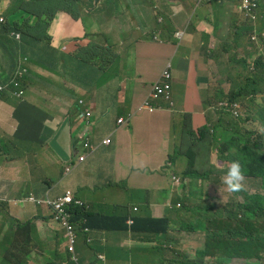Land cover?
<instances>
[{
  "label": "crops",
  "instance_id": "crops-1",
  "mask_svg": "<svg viewBox=\"0 0 264 264\" xmlns=\"http://www.w3.org/2000/svg\"><path fill=\"white\" fill-rule=\"evenodd\" d=\"M18 1L0 0L2 13H7ZM66 15L64 13L61 17L60 20H64L60 21L53 33L47 31L52 41L54 39L53 47L74 57L78 48H86L94 43L104 48L108 54V64L101 69L98 65L80 67L61 60L60 69L64 64L66 69L78 76L88 73L93 82L90 74L99 77L93 85L79 79L72 87L68 83L66 93L61 92L57 85H52L48 78L60 80L54 69H44L33 62L28 65L30 72L23 91H33V97L27 101L30 106L19 110L17 116H14L15 110L0 114V224H6V228L0 229V243L9 229L11 218L25 223L33 216L45 227L44 233L56 234V240L48 239L46 233L42 239H38L32 233V224L29 229H22V234L30 236L33 244L26 258L39 248L43 251L42 264H47L51 256L59 258L61 253L65 256L61 245L63 235L59 237L52 230V225L56 224L52 216H40L36 205L21 203L20 200L29 195L58 197L66 189H71L76 196L90 204L89 227L93 238L89 245L91 250L87 251L90 260L94 261L96 254L103 253L112 262L116 258L124 263L130 261V252L155 244L156 238L152 235L132 233L130 229L125 231L122 223L125 217L166 218L175 229L169 231V236L176 247L197 244L198 233L183 230L189 228L193 221L190 213L187 216L185 212L191 211L192 206L201 200L202 190L208 194L210 203L219 204L222 200L217 179L222 178L220 169L223 160L216 163L214 158L215 169L208 174L204 142L212 138L214 154L217 151V155L225 159L234 131L226 120L218 117L213 122L206 112V105L216 109L209 102L217 94L225 100L235 96L239 116L243 117L242 121H234L238 134L241 138L260 134V128L264 127V29L260 38L256 34L250 37L254 49L244 41L235 45L232 32L234 24H240L241 18L229 0L214 7L205 6L201 0H101L94 11L83 14L92 16L91 23L86 22V31L81 25L83 34L72 33L74 21ZM21 22L20 15L7 19L8 24L19 25ZM92 25L97 26L93 39L88 36V29ZM223 31L225 39H221ZM179 32L182 34L178 38L176 33ZM34 51L31 47H24L17 54L31 56ZM11 54L0 51V61L8 62L7 57ZM252 57H255V61L251 69ZM53 62L58 64L55 59ZM168 64L171 75L170 101L159 99L153 102L152 112H138L137 108L146 97L150 85ZM252 71L259 73L253 74ZM29 74H35L48 87L45 89L32 81L28 82ZM250 74L255 79V87L246 94V109L240 114L244 105L242 94L245 93L241 92L239 83ZM218 80H222L225 87L211 90L209 87ZM180 87H185L184 98L181 108L176 110L171 100L174 89ZM73 88H78L85 98L73 92ZM232 89L236 92H229ZM21 100L19 98L16 104L1 101L16 106ZM46 102L55 104V107L44 108ZM217 111L219 116L227 113ZM87 112L92 114L90 120L82 117ZM130 114L132 116L126 124L117 123L118 119H127ZM183 115H187L188 119ZM176 118L178 124L172 132V123ZM183 121L189 124L196 136L180 145L176 135L185 133ZM20 122L23 128L16 136ZM203 126L207 127V131L198 135L197 130ZM81 137L89 139L98 148L85 161L77 163V157L83 152ZM107 137L111 138V143L102 144ZM201 139L204 140L199 146L192 145ZM148 142L155 144L158 158L143 157ZM184 157L189 159V163L182 167L180 159ZM201 158H204L203 164L200 163ZM169 161L172 164H168ZM70 165H74L72 172L64 176V169ZM196 167H204L207 171V176L199 178L205 180L198 183V191L193 183L178 188L174 186L172 175L191 179V170ZM120 169L125 174H119ZM94 179L102 181L93 183ZM113 179L120 180L116 182ZM89 185L106 188L103 190V201L93 202L97 189L89 188ZM177 203L181 204V208L175 207ZM210 213L214 215L215 210L212 209ZM47 249H51L49 255L45 252ZM150 259L157 263L171 260L172 257L151 256ZM205 261L212 262L213 258H205ZM242 261L240 258L230 259L232 263Z\"/></svg>",
  "mask_w": 264,
  "mask_h": 264
},
{
  "label": "trees",
  "instance_id": "trees-1",
  "mask_svg": "<svg viewBox=\"0 0 264 264\" xmlns=\"http://www.w3.org/2000/svg\"><path fill=\"white\" fill-rule=\"evenodd\" d=\"M97 0H19L16 5L9 8L6 14V18L10 19L15 15H20L22 22L18 24H0V51L12 52L8 56V64L10 67L9 75L0 73V85H7L8 89H5L0 99L6 103H15L19 101V98L15 93L23 90L24 82L28 79V72H30L29 64H34L48 70L54 69L57 74L61 75L60 81L63 83H69L70 86L76 81L81 82L89 81L92 85L99 79L97 74H90L94 78L89 77L88 73L78 76L75 72L70 71L64 67V64L60 69V61L66 63H76L80 67L99 66L103 69L108 64V54L104 51V48L92 43L86 48H78L74 57L65 55L64 52L59 51L58 48L51 45L52 38L47 34V28L55 18L57 11L67 14L66 16L74 21L72 33H82V26L86 31V22L91 23L92 16L83 14L94 11L93 3ZM257 8L255 10V20L241 18L240 24H234L232 32V41L235 45H238L240 41H244L248 46L254 49L253 41H250V37L256 34L260 38V34L264 29V15L262 10L264 7H260L262 0H255ZM205 6H221L224 0H201ZM221 2V4H220ZM58 3L56 9L43 10L47 5L55 6ZM258 17H257V12ZM32 16H34V22L31 23ZM44 26L43 29H39V26ZM82 25V26H81ZM31 47L35 51L31 56L26 53L17 54L21 48ZM44 48L45 51L44 52ZM58 52L62 54L58 56ZM54 59L58 61V64L54 63ZM53 64V66H52ZM253 74H258L257 71H252ZM18 83V86L15 85ZM255 79L251 76H246L240 80L239 86L241 92L249 94L255 87ZM151 91V85L146 96ZM73 92L77 93L81 97L85 98L83 93L78 88H73ZM213 101L210 100V104L217 108V101L222 100L227 103V108L231 104H236V97H229L228 100L221 95H215ZM83 102V101H82ZM238 109V105H237ZM223 112V111H222ZM18 111L14 112V116H17ZM232 117L233 121H242L243 117L237 115L234 116L231 111L224 113ZM86 113V120H90ZM82 116V117H83ZM179 117V115H178ZM188 119L187 115H183ZM230 123V121H229ZM178 119L176 118L171 130H175ZM185 125V133L194 138L196 133L192 131L187 122H182ZM234 131L231 134V140L228 142L229 154L223 160V166L230 167L232 161L238 160L245 169V174L250 176L249 181L256 184V191L249 193L247 191L241 194L242 201H231L226 206L220 207L213 217H209L206 213H192L194 221L192 222L191 229L194 231L200 229L205 232V243L201 250L197 251L195 257L190 259L186 254H174L171 260L161 262H153L150 259L151 255L164 256L163 248L152 247L139 250L138 252H130V257L139 260L144 264H231L228 259L233 257H240L246 260L243 264H264V140L261 136L258 137H242L238 134V129L233 123H230ZM23 128L22 122L19 123V127L16 136L20 135ZM207 131V127L203 126L197 130L198 135H202ZM237 138L239 140H237ZM201 140L193 142L192 145L201 144ZM204 158H201L200 163L203 164ZM168 164H172L171 161ZM207 176V173L204 174ZM59 197V196H58ZM58 197L54 196H37L39 203L36 204L37 212L40 216L46 218L55 216V201ZM82 206L76 205V209L81 214H86L89 210L90 204L85 202L80 196H77ZM89 223L91 217L87 214ZM127 218H123V229L126 231L130 229L132 233L148 234L165 242L168 239V232L170 231V223L168 219H154L151 217L140 218L136 217L132 219L130 227L126 224ZM32 222L28 221L21 223L13 218L9 220V229L4 234L3 240L0 243V264H27L26 258L33 249L32 238L30 236L25 237L22 234V229H29V225ZM6 228L5 223L0 224V229ZM74 238V251L69 250L70 236L63 235V241L61 243L66 255L63 256L62 261L58 262V258L51 256V259L47 261V264H96L93 260H90L87 251L91 250L90 244L87 243V235L84 230L76 225H73ZM230 236L231 239L224 238ZM237 236L240 241H234L232 238ZM97 255V254H96ZM106 256V255H105ZM206 257H213L214 261L205 262ZM106 261H101V264H122L115 258L114 261H110V257H107ZM255 259L254 262L249 260Z\"/></svg>",
  "mask_w": 264,
  "mask_h": 264
},
{
  "label": "rangeland",
  "instance_id": "rangeland-1",
  "mask_svg": "<svg viewBox=\"0 0 264 264\" xmlns=\"http://www.w3.org/2000/svg\"><path fill=\"white\" fill-rule=\"evenodd\" d=\"M189 3H192V1H189ZM57 5H58V3H56L55 6L47 5L43 10L56 9ZM261 7H264V0H262V2H261L259 10ZM259 10L257 12V17H258ZM63 15H64L63 12L57 11L55 13L54 20L50 23V26L46 30L49 31L50 33H53L54 30L58 27L60 21L64 20V19L60 20ZM34 18L35 17L32 16V19H34ZM220 21H221V23H223V21H224L223 18H221ZM66 22L68 23L69 21H66ZM43 28H44V26H42V25L39 26L40 30ZM96 31H97V26L92 25L88 29V36H91V38L93 39L92 35ZM81 37H83V36H81ZM221 39H225V31H223ZM53 41H54V39H53ZM53 41H52L51 45L55 46V42H53ZM58 56L61 57L62 54L58 52ZM254 61H255V57H252L251 62H250L251 63L250 64L251 69L253 68ZM262 61L264 63V57H262ZM2 72H3V74H5L7 76L9 75L10 67H9L8 62L0 61V73H2ZM57 76L59 79H61L60 74H58ZM29 77H30V79L28 80V82L32 81V82L36 83L37 86L45 88V89L48 87L47 83L42 82L35 74H29ZM255 77L258 78L257 76H255ZM48 78L51 80L52 85H57L59 87L58 89L61 92L66 93L67 90L69 89L68 83H66V85H65L60 80H56V79H53L50 77H48ZM251 78L253 79L252 75H251ZM224 87H225V84L223 83V81L218 80L216 84L211 85L209 88L211 90H219V89H222ZM184 91H185V87H180L178 89H174V96L171 100L172 104H173V109L177 110V109L181 108V104H182V101L184 98ZM229 92H236V91H234L232 89ZM69 93H72V91L69 90ZM32 97H33V91L31 89H28V90H25L24 94L19 97V98H22V100L16 106L6 104L0 100V114L2 112H5V111H12V110L19 111V110H23V109L29 107L30 105L27 103V101H28V99H31ZM247 97H248V95L242 94V99L244 100V105H243L242 109L240 110V114H242L244 112V110L246 109L247 102L245 100ZM186 99L189 100V97L186 96ZM169 104L170 103H168V105ZM196 105H198V103ZM43 107L46 109H50V108H54L55 104L46 102L45 105H43ZM206 112L210 116V119H212L213 122H216L218 120V117H219V119L226 120L228 122L230 121V123L234 124L232 117H230L229 115H226V114H222L219 116L217 109H214V108L208 106V104L206 105ZM221 122H223V121H221ZM259 131H260L261 135H264V128H260ZM257 136H260V135H257ZM176 139L178 140L180 145H181V143L190 142V137L186 133H180V134L176 135ZM237 140H239V139L237 138ZM170 141H171V139H170ZM171 144H172V148H173V152H174V147H173L172 141H171ZM145 147H146V150L143 154V157H149L150 159L158 158V152L155 151V148H154L155 144L154 143L148 142ZM214 149H215V147H214V142H213L212 138L206 139L204 142V150H205V153L207 155V166H206V168L208 169V174H210L215 169V163H214V155L215 154L213 152ZM191 154L194 155L195 152L192 151ZM188 163H189V159H187L186 157H184L182 160L180 159V164L182 165V167H185ZM206 173H207V171L204 167H196L192 170V177H191L192 179H188V180H189V182L193 181L194 183H197L198 182L197 178L200 176H203ZM119 174L123 175V174H125V171L123 169H120ZM247 179H251V178H247ZM113 180L117 182L120 179H113ZM181 180L184 181L185 179H181ZM199 180L204 182V179H199ZM101 181H102L101 179H94L93 183L99 184ZM220 182H221V179L218 180V183H220ZM88 187L97 189V195L93 199V202L98 203V202H101L104 200L103 190H105L106 188L101 189L100 187H95L93 185H89ZM246 187H247L246 191L249 193H253L256 191V184L254 182H251L248 180L246 183ZM113 192H116V190H114ZM221 195H222V201L221 202L223 205H226V204L230 203L231 201H237V202L242 201V198L240 197V195L231 196V195H226V194H222V193H221ZM85 200L90 202V200H88L86 198H85ZM203 203H204V201H200L198 204L194 205L193 208L195 210L201 211L203 208ZM26 221L32 222V233L38 239H42L46 233L48 239H49V237H51L50 239L52 241L56 240V234H54V233L49 234L47 231L44 233L45 227L43 225H41L40 223H38L36 220H34L33 216H31ZM52 230L57 232V234H59V237H61L62 235L65 234L64 229L57 226L56 224L52 225ZM198 235L199 236L196 237L197 244H193V245L188 244V246L185 248L176 247L174 240L170 239L169 243L167 244V246L165 248V254L170 255V253L175 252V253H186L190 256H193L195 254V252L202 247V245L205 241L204 233H202L201 231H198ZM57 241H58V239H57ZM168 245H171L172 248L168 247ZM42 252L43 251L40 248L38 250H36L35 252H33V254L31 256H29V258L27 259V264H42V255H41ZM45 252L47 255H49L51 253V249H47V251H45ZM62 258H63V253H61V256L58 258L57 261L58 262L62 261ZM132 262L135 264H143L139 260L132 261ZM242 263L243 262H236L234 264H242Z\"/></svg>",
  "mask_w": 264,
  "mask_h": 264
},
{
  "label": "clouds",
  "instance_id": "clouds-1",
  "mask_svg": "<svg viewBox=\"0 0 264 264\" xmlns=\"http://www.w3.org/2000/svg\"><path fill=\"white\" fill-rule=\"evenodd\" d=\"M100 1L101 0H97V1H94V3H93V6H94V10H95V8L97 7V5L100 3ZM114 1H121V0H114ZM231 3H232V5H233V7H234V9H235V11H236V13L239 15V17L240 18H242L241 17V15L237 12V10H236V8H235V0H229ZM1 6H0V24H8L7 23V19L8 18H6V14L7 13H2V11H1ZM242 19H244V18H242ZM255 19H256V16H255ZM244 20H246V19H244ZM181 32H179V33H176V37H180L181 36ZM166 67H169V64L166 66ZM170 85H171V81H170ZM151 87H152V85H151ZM6 89H8V86H7V88ZM22 92H23V94H24V91L23 90H21ZM3 92V91H2ZM1 92V93H2ZM20 92V91H19ZM19 92L18 93H15L16 94V96L18 95L19 97L21 96V95H19ZM22 94V95H23ZM1 95V94H0ZM17 96V97H18ZM148 96V95H147ZM146 96V97H147ZM170 96H171V91H170ZM159 100V99H158ZM157 101V100H156ZM166 101V100H165ZM170 101V100H169ZM153 102H155V101H153ZM153 102H152V104H153ZM220 102H225V101H220ZM220 102H218V103H220ZM80 103L82 104L83 102L82 101H80ZM218 103H217V110H218ZM232 105V104H231ZM236 105V108H235V110L237 111V113H238V109H237V104H235ZM139 107V106H138ZM153 107V106H152ZM153 110H154V108H153ZM138 112H140V111H138ZM87 113H89V112H87ZM87 113H86V115H87ZM84 115V114H83ZM82 115V116H83ZM237 115H239V113L237 114ZM132 116V114H130L129 116H128V118L127 119H125V120H127V122H128V120L130 119V117ZM118 121V120H117ZM126 122V123H127ZM126 123H124V124H126ZM262 128H264V127H262ZM262 138H263V140H264V135H261V133L259 134ZM254 137H258V136H254ZM254 137H252V138H254ZM107 138H109V137H107ZM106 138V139H107ZM81 139H82V149H83V152H82V154L81 155H79L78 157H77V163H81V162H83V161H85L86 160V158L91 154L86 148H85V143H87V142H90V140L89 139H84L83 137H81ZM111 139V138H110ZM105 140V139H104ZM103 140V141H104ZM103 141H102V144H103ZM91 143V142H90ZM92 144V143H91ZM93 145H95L97 148H98V145H96V144H93ZM105 145V144H104ZM93 153V152H92ZM73 167H74V165H70V166H68V167H66L65 169H64V171H63V175L64 176H67V175H69L71 172H72V169H73ZM220 171H221V173H222V178H221V182L220 183H218V180L219 179H217V186H218V193L220 194V197L222 198V195H221V193L222 194H226V195H231V196H233V195H240V197H241V194L243 193V192H245L246 190H247V187H246V183H247V181L249 180V179H247V178H250V176H247L246 174H245V169H244V167L242 166V164L240 163V161H238V160H235V161H232L231 163H230V167L229 168H226L225 166H223L221 169H220ZM192 177V170H191V175H190V178ZM202 176H200V177H198L197 179H198V182L197 183H194L193 181H191V182H189V180L188 179H185L184 181H182L181 179H183V178H181V177H175L174 175H172L171 176V179H172V181H173V184H174V186L176 187V188H178V187H180L181 185H189L190 183H193L194 185H195V189L198 191L199 189H200V186H198V183L199 182H202V181H200L199 180V178H201ZM192 179V178H191ZM251 179H253V178H251ZM205 180V179H204ZM221 192V193H220ZM59 197H62V198H64V200L69 204V205H71V209H70V211H73V213H75V217L73 218V220H72V222H73V225H76V226H78V227H80V228H82L83 230H84V233L86 234V235H88V236H90L91 237V239H92V241L90 242V243H88V244H92V242H93V238H92V236H91V229H90V227H89V219H88V217H87V214H88V211H87V213L86 214H81L78 210H75L76 209V205H79V204H76V202H80L79 201V199L77 198V196H76V194L74 193V191L73 190H71V189H66L65 191H64V193L62 194V195H60ZM58 197V198H59ZM208 194H206L205 192H204V190H202V196H201V200L200 201H204V203H203V208H202V210L201 211H199V210H195L194 208H193V206L194 205H196V204H198V203H195L193 206H192V208H191V211H189V210H187L186 212H185V215H187L188 216V214L190 213V217L193 219V221H194V218L191 216L192 215V213H206L209 217H213L214 215H212V213H210L211 212V210L212 209H214L215 210V212L220 208V207H223V206H226V205H223L222 204V202H220L219 204H216V203H210L209 201H208ZM57 198V199H58ZM33 199H37L36 198V196H34V195H29V196H27V197H25L24 199H21L20 200V202L21 203H25V202H28V203H32L31 201L33 200ZM38 200V199H37ZM222 201V200H221ZM56 202V201H55ZM32 204H34V203H32ZM229 204V203H228ZM34 205H36V204H34ZM79 206H82V205H79ZM169 207H171L170 205H168ZM175 207L176 208H181V204L180 203H177L176 205H175ZM215 214V213H214ZM54 218V217H53ZM155 219V218H154ZM161 219V218H160ZM54 221V220H53ZM127 221H129V222H127ZM127 221H126V224H127V226L128 227H130V225H131V223H132V219H130V218H127ZM192 221V222H193ZM55 222V221H54ZM192 222H191V225H190V227L189 228H187V227H185L183 230H185V232H195V233H198V231H201L202 233H204V236L206 237V234H205V232L204 231H202V230H200V229H196V230H192L191 229V227H192ZM59 227H61L57 222H55ZM61 228H63V227H61ZM171 230H175L173 227H171V225H170V231ZM65 231V230H64ZM64 235H66L67 236V234L65 233ZM156 238V237H155ZM224 238H226V239H231V237L230 236H225ZM170 239L171 240H173L172 238H170V236H169V232H168V239L165 241V242H162L160 239H157L156 238V240H155V244L152 246V247H161V248H163V253H164V256H171L172 258H173V253L174 254H186V253H175V252H172V253H170V255H166L165 254V248H166V246H167V244L169 243V241H170ZM234 241H235V239H239V241H240V238L239 237H237V236H234L233 238H232ZM204 243H205V241H204ZM204 243H203V245H202V247L199 249V250H201L202 248H203V246H204ZM152 247H150V248H152ZM168 247H170V248H172V246L171 245H168ZM199 250H197V251H199ZM196 251V252H197ZM136 252H138V251H136ZM196 252H195V254H196ZM133 253H135V252H133ZM99 254H102L103 256H104V261H106L107 260V258H106V256H105V254H103V253H98L97 255H96V257L99 255ZM195 254L193 255V256H190V255H188V254H186V255H188L189 256V258L190 259H193L194 257H195ZM151 256H158V255H151ZM150 256V257H151ZM164 256H162V257H164ZM95 257V258H96ZM159 257H161V256H159ZM206 258H208V257H206ZM211 258H213V257H211ZM233 258H240V257H233ZM232 259V258H231ZM240 259H242L243 261V263H245L246 262V260L245 259H243V258H240ZM253 260V261H252ZM132 261H136L135 259H133V258H131L130 257V261H127V262H124V263H122V264H135V263H133ZM153 261V260H152ZM213 261H214V258H213ZM228 261L230 262V259H228ZM250 262H254L255 261V259H251V260H249ZM154 262V261H153ZM206 262V261H205ZM207 263H210V262H207ZM231 264H234V263H232V262H230ZM242 263V264H243ZM144 264V263H143Z\"/></svg>",
  "mask_w": 264,
  "mask_h": 264
},
{
  "label": "built area",
  "instance_id": "built-area-1",
  "mask_svg": "<svg viewBox=\"0 0 264 264\" xmlns=\"http://www.w3.org/2000/svg\"><path fill=\"white\" fill-rule=\"evenodd\" d=\"M235 8L237 12L241 15L244 19H251L255 20V10L257 8V4L255 0H235ZM171 75L169 72V67H165L159 78L152 84L151 91L148 94L147 97L143 99V101L140 103L139 107L137 108V111H148L152 112V102L156 101L158 99H163L166 101L170 100V91H171ZM16 86H18V83H15ZM7 88V85H0V94L2 91H4ZM23 92L20 91L19 95H22ZM226 102H220L218 103V110L227 112L231 111L234 116H237V111L235 110L236 105L232 104L229 105L227 108ZM90 113H87V116H89ZM127 120L125 119H118V124H124ZM111 143L110 137L105 139L103 141V144L109 145ZM85 148L90 152H94L97 147L90 142L85 143ZM34 204H38L39 201L37 199H33L31 201ZM76 204L82 205L81 202H76ZM71 205H69L64 198L59 197L55 202V216L53 220L57 222L63 229L65 230V233L70 236V245L69 250L74 251V232H73V218L75 217V213L73 211H70ZM129 222V221H127ZM92 241L91 237L87 235V242L90 243ZM101 261H104V256L102 254H99L95 259L94 262L96 264H101ZM104 264V263H103Z\"/></svg>",
  "mask_w": 264,
  "mask_h": 264
},
{
  "label": "flooded vegetation",
  "instance_id": "flooded-vegetation-1",
  "mask_svg": "<svg viewBox=\"0 0 264 264\" xmlns=\"http://www.w3.org/2000/svg\"><path fill=\"white\" fill-rule=\"evenodd\" d=\"M216 152V155H215V162L216 163H219V162H221V160H222V157H220L219 155H217V151H215Z\"/></svg>",
  "mask_w": 264,
  "mask_h": 264
}]
</instances>
